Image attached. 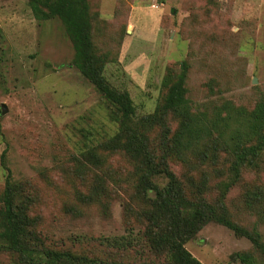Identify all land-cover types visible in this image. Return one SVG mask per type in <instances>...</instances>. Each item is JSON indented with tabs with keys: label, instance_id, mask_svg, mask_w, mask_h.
Here are the masks:
<instances>
[{
	"label": "rangeland",
	"instance_id": "obj_1",
	"mask_svg": "<svg viewBox=\"0 0 264 264\" xmlns=\"http://www.w3.org/2000/svg\"><path fill=\"white\" fill-rule=\"evenodd\" d=\"M87 3L104 78L128 93L135 120L154 113L169 72H184L193 113L207 121L229 116L219 122L231 129L264 101V0ZM73 56L59 18L37 20L28 0H0V208L9 172L22 194L33 199L29 213L47 246L103 261L168 264L164 255L103 241L129 232L135 236L140 229L134 162L120 148L105 146L118 123ZM167 125L171 135L178 124L168 118ZM146 132L150 149H158L161 126ZM214 136L181 157H168V165L191 198L223 200L232 220L256 228L264 243V151L224 189L233 178V154ZM88 150L96 155L92 161ZM184 246L204 264H242L232 260L235 252L263 260L247 238L213 221ZM0 264L19 263L0 252Z\"/></svg>",
	"mask_w": 264,
	"mask_h": 264
},
{
	"label": "trees",
	"instance_id": "obj_2",
	"mask_svg": "<svg viewBox=\"0 0 264 264\" xmlns=\"http://www.w3.org/2000/svg\"><path fill=\"white\" fill-rule=\"evenodd\" d=\"M28 5L37 20L57 17L62 21L73 46L74 66L101 94L110 107L111 119L118 123L117 131L105 146L120 148L134 162V188L139 198L136 223L140 229L135 236L129 232L125 236L108 237L103 240L106 246L132 248L139 254L164 255L168 264H204L184 245L213 221L247 238L263 255V260L257 261L249 252H235L232 260L242 264H264V243L257 229L247 230L233 221L221 199L211 203L203 197L191 198L168 165V157H181L200 140L216 133L214 137L233 154L229 168L233 178L224 185L226 189L235 181L240 168L255 166L256 158L264 151V101L237 122L236 130L231 129L228 123L223 126L219 122L226 121L229 116L217 115L207 121L204 114L193 113L186 97L184 72L177 75L169 72L163 80L165 91L154 113L135 120L128 93L111 87L104 78V59L95 52L91 41L87 0H28ZM223 108L229 110L230 104L225 103ZM168 118L178 124L171 135ZM153 124H159L163 131L156 150L150 149L146 132ZM85 154L90 161L96 157L93 150ZM159 179L164 181L163 185L158 183ZM32 202L31 197L22 194L19 184L11 180L8 172L1 197L0 252L13 254L19 264H156L151 260L142 263L103 261L51 248L35 229L36 219L29 213Z\"/></svg>",
	"mask_w": 264,
	"mask_h": 264
},
{
	"label": "water",
	"instance_id": "obj_3",
	"mask_svg": "<svg viewBox=\"0 0 264 264\" xmlns=\"http://www.w3.org/2000/svg\"><path fill=\"white\" fill-rule=\"evenodd\" d=\"M174 9H172L171 11L173 12ZM253 82H255V80H253ZM7 112V107L4 103L1 104V113L4 114Z\"/></svg>",
	"mask_w": 264,
	"mask_h": 264
}]
</instances>
